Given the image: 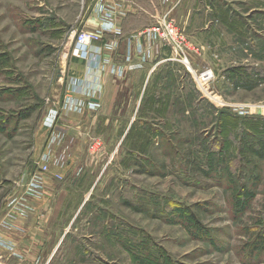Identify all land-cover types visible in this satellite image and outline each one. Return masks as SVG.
<instances>
[{"label":"rangeland","instance_id":"rangeland-1","mask_svg":"<svg viewBox=\"0 0 264 264\" xmlns=\"http://www.w3.org/2000/svg\"><path fill=\"white\" fill-rule=\"evenodd\" d=\"M137 1L142 26L183 31L188 60L157 43L126 63L125 47L122 76L90 79L93 57L67 64L91 0H0L3 264H264V134L242 159L233 137L234 116L264 123V0ZM44 215L23 257L12 233Z\"/></svg>","mask_w":264,"mask_h":264},{"label":"built area","instance_id":"built-area-1","mask_svg":"<svg viewBox=\"0 0 264 264\" xmlns=\"http://www.w3.org/2000/svg\"><path fill=\"white\" fill-rule=\"evenodd\" d=\"M93 2L92 18L97 24L94 28H74L69 33V38L72 41L71 53L74 57L86 61L94 57L104 70L117 76H122L125 73L124 63H116L114 59L104 56V51L109 50L116 53L115 40H106L104 37L112 36L113 38L120 37L123 33L121 28L116 24V1L117 0H91ZM184 38L183 31L179 30L172 21L161 16L155 22L147 25L126 38V55L125 62H132L133 56H138L140 60L146 61L150 56V49L157 43H164L174 47H178L177 52L181 53L184 60L187 59V54L182 43L187 41ZM108 39V38H107ZM106 40V41H104ZM98 43V44H96ZM95 50V51H94ZM139 60L138 58H136ZM132 60V61H130ZM200 84H206L213 78L211 69L197 72L196 75ZM95 102L90 101L89 105L94 106ZM47 169V165H44ZM0 264L1 256H0Z\"/></svg>","mask_w":264,"mask_h":264},{"label":"crops","instance_id":"crops-1","mask_svg":"<svg viewBox=\"0 0 264 264\" xmlns=\"http://www.w3.org/2000/svg\"><path fill=\"white\" fill-rule=\"evenodd\" d=\"M116 18L115 22L116 24L121 28V30L123 31V34L120 37L117 38H113L112 36H110L108 39L106 40H115L116 43V53L114 54L112 51L109 50H105L104 51V56L107 58H112L114 59V61H118L121 60L122 61V57L119 54L120 52H123V50L126 47V38L128 36H130L131 34L142 30L143 27L142 26L143 23H141V21L139 19H137V16L141 14L142 7L140 6L139 2L137 0H117L116 1ZM94 22L91 23V25L86 26L87 28H94L97 24L95 23V20H93ZM90 23V22H89ZM83 26V27H85ZM104 40V41H106ZM92 58V57H91ZM94 58V57H93ZM87 65V66H86ZM95 65L96 67H94L93 69H95L96 73H90L89 77L90 79L93 77H97L99 78V75H101V66L98 62L95 61ZM67 67L69 68V72H70V68H75V70H80L81 72L84 71H89L91 70V66L90 64H84L83 60H80L76 57H74L73 55L70 57L69 62L67 64ZM128 69H126L127 72ZM93 71V70H92ZM72 72V71H71ZM75 72V71H74ZM99 73V75H98ZM105 73V72H104ZM100 77H104L107 78V74H104V76H100ZM69 79L76 83L75 81H79L77 77H75L72 73V75L69 76ZM110 79V78H107ZM111 88V87H109ZM80 90V88H79ZM100 101V100H99ZM79 124V123H78ZM85 122L82 121L80 123V125L84 126ZM77 127H79L78 125H76ZM52 186H50L51 188ZM51 189H48L47 187V191H49ZM51 208V206H50ZM49 210V209H48ZM48 215V214H46ZM45 216V215H44ZM47 219V216H45V218H37V216H35L33 218V222L31 223L32 226H28V224L30 223L29 221L25 222L24 224H22V232H13V238L15 240H17L21 252V255H23V257H31L34 256L35 254H37L34 250L38 248L39 245H37V241L41 239V230L40 227H42V225L44 224L45 220ZM18 252V251H17ZM1 256L6 257V261H7V257H8V253L7 252H0ZM16 260L14 259L13 264H16ZM10 262V261H9ZM11 263V262H10Z\"/></svg>","mask_w":264,"mask_h":264},{"label":"trees","instance_id":"trees-1","mask_svg":"<svg viewBox=\"0 0 264 264\" xmlns=\"http://www.w3.org/2000/svg\"><path fill=\"white\" fill-rule=\"evenodd\" d=\"M122 33H123V31H122ZM109 37L110 36L104 37V38L107 39ZM234 117H235L234 118V120H235V123L234 124L236 125L237 124L236 121H238V120L241 119L242 122H243V124H241V127H244L243 130L247 131V132H242V134H238V135L233 136L234 137V140H236V138H239L240 145L237 147V152H238L239 158L242 159L243 156H244V154L240 155L239 154V150L242 151L243 149H245L246 151L254 152L253 150H251L254 147V145H253L254 142H253V140L247 139V137H249V136H251V137L255 136V133L256 132L259 133L260 135L264 134L263 133V130H262L264 128V123L262 122L263 119L262 118H259L260 119L259 120L258 117L257 118L256 117H249L248 119H246V118L243 119V118H240L238 116H234ZM245 120H247V122ZM261 123L263 125H260ZM241 140H243V141H241ZM241 144L244 145V146H241ZM217 146H219L220 149H224V147H223L224 145H223V142L222 141H218L217 142ZM212 152L215 153L213 150H212ZM212 152H209L208 154L210 156H213V153ZM254 153H256V152H254ZM216 156H219L218 153H217ZM211 160L213 161V160H215V158H213V157H211L209 159L206 158L204 167L210 168L212 166V164L209 166L208 163ZM239 161H241V160H239ZM224 172H225V170H224ZM248 178H253V177H252V175H249ZM223 180H224V178H223ZM231 180H233V179H231ZM247 181H248V179H245V177H239L238 179H236V181H235L234 184H236V186L238 185L239 188L245 189V188H247V184H248ZM238 195L240 197L237 199L236 203L241 204V202L242 203H246V201L248 200V198L246 199L247 195L249 197L251 194H250V191H248V189H247L245 191H241L240 193H238Z\"/></svg>","mask_w":264,"mask_h":264}]
</instances>
